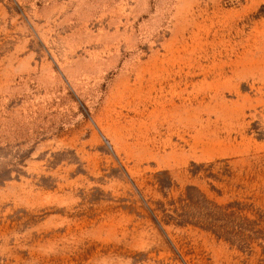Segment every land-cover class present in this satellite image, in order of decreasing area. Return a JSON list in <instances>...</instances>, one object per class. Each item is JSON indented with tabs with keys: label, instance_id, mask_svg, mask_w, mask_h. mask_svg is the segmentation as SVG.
Returning a JSON list of instances; mask_svg holds the SVG:
<instances>
[{
	"label": "rangeland",
	"instance_id": "rangeland-1",
	"mask_svg": "<svg viewBox=\"0 0 264 264\" xmlns=\"http://www.w3.org/2000/svg\"><path fill=\"white\" fill-rule=\"evenodd\" d=\"M0 264H264V0H0Z\"/></svg>",
	"mask_w": 264,
	"mask_h": 264
}]
</instances>
